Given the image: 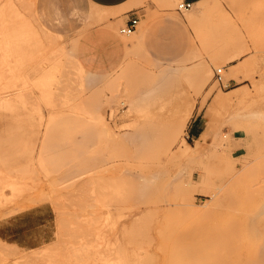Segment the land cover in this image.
Wrapping results in <instances>:
<instances>
[{
    "label": "rangeland",
    "instance_id": "1",
    "mask_svg": "<svg viewBox=\"0 0 264 264\" xmlns=\"http://www.w3.org/2000/svg\"><path fill=\"white\" fill-rule=\"evenodd\" d=\"M11 1L30 32L0 19L13 99L0 107V264H264V0L181 12L192 46L163 62L136 42L143 22L122 35L90 8L61 34L39 0ZM135 2L179 16L183 0ZM109 25L121 56L104 69L90 34Z\"/></svg>",
    "mask_w": 264,
    "mask_h": 264
},
{
    "label": "crops",
    "instance_id": "2",
    "mask_svg": "<svg viewBox=\"0 0 264 264\" xmlns=\"http://www.w3.org/2000/svg\"><path fill=\"white\" fill-rule=\"evenodd\" d=\"M194 5L202 4L206 0H183ZM61 0H39L38 7L42 22L50 29H56L63 34L66 27L77 26V15L88 17L90 8L95 9L101 20L109 18L110 24L120 21L126 25L132 18H138L139 24L143 22L142 30L138 33L136 42L148 54L158 62L181 59L192 46V30L186 18L178 12L163 15H155V6L150 9L132 8L137 5L135 0H62L67 6L63 9ZM91 16H95L94 13ZM61 26H66L65 29ZM139 26V25H138ZM138 31V30H137ZM136 31V32H137ZM90 37L97 42L98 59L95 60L102 68L114 67L121 56V44L117 34L109 25L99 27L91 31ZM195 122V119L194 121ZM192 126V123H191ZM205 133L201 128L194 129V137Z\"/></svg>",
    "mask_w": 264,
    "mask_h": 264
},
{
    "label": "bare ground",
    "instance_id": "3",
    "mask_svg": "<svg viewBox=\"0 0 264 264\" xmlns=\"http://www.w3.org/2000/svg\"><path fill=\"white\" fill-rule=\"evenodd\" d=\"M32 2H36V0H32ZM202 4H205V1L202 2ZM24 11V10H23ZM23 14H21V12L16 8V6L13 4V2L11 0L6 1L3 5L0 6V19H3V22H5L4 24V28L5 26H7V28L13 29L14 33H19V34H23V31H29L30 32V27L28 28L29 25H27L26 22H24V20L22 19ZM35 19V18H34ZM31 20V19H30ZM32 21V20H31ZM39 26V25H38ZM12 32V31H11ZM38 34V31H37ZM20 36V35H19ZM24 36V35H22ZM38 37V36H37ZM11 38V36H10ZM28 38V37H27ZM12 39V38H11ZM21 40V38H20ZM24 40V39H22ZM26 40V39H25ZM28 40V39H27ZM16 40L11 41L9 39H7L6 41V48L8 49V45L15 43ZM32 51V50H31ZM165 75H170L172 72L171 71H165ZM48 77V76H47ZM46 79V76L43 77L42 75V83H40V87L44 90L47 91L48 90V85L47 83L44 81V79ZM49 78V77H48ZM92 79V78H90ZM89 79V80H90ZM41 80V79H40ZM94 79H92L93 82ZM89 82V81H88ZM91 82V81H90ZM49 91H47L48 93ZM47 99L46 96H43ZM13 105V99H11L9 97V95H3L0 94V107L1 108H10ZM101 119V118H100ZM101 121V120H100Z\"/></svg>",
    "mask_w": 264,
    "mask_h": 264
},
{
    "label": "built area",
    "instance_id": "4",
    "mask_svg": "<svg viewBox=\"0 0 264 264\" xmlns=\"http://www.w3.org/2000/svg\"><path fill=\"white\" fill-rule=\"evenodd\" d=\"M193 6L194 4L192 2L183 1L182 3L179 4L178 11L179 12L190 11L193 8ZM138 25H139L138 18H132L126 25L120 27L119 32L122 35L130 36L136 32Z\"/></svg>",
    "mask_w": 264,
    "mask_h": 264
}]
</instances>
